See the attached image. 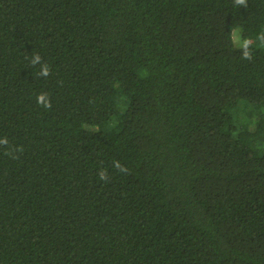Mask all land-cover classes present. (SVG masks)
I'll use <instances>...</instances> for the list:
<instances>
[{
	"label": "trees",
	"instance_id": "1",
	"mask_svg": "<svg viewBox=\"0 0 264 264\" xmlns=\"http://www.w3.org/2000/svg\"><path fill=\"white\" fill-rule=\"evenodd\" d=\"M261 33L264 0H0V264H264Z\"/></svg>",
	"mask_w": 264,
	"mask_h": 264
},
{
	"label": "clouds",
	"instance_id": "2",
	"mask_svg": "<svg viewBox=\"0 0 264 264\" xmlns=\"http://www.w3.org/2000/svg\"><path fill=\"white\" fill-rule=\"evenodd\" d=\"M234 4L236 6H244L247 7V0H234ZM230 39L234 47L238 48L242 51V58L245 60H251L253 58L252 53V44L253 41L250 38L243 37L241 34V29L238 26H233L231 29ZM257 41H259L260 46H264V33L259 34L256 37ZM30 63L35 66L37 64H40L41 71L40 76L47 77L51 74V68L47 63H42V57L39 53H34ZM37 103L42 105L44 108L51 109L52 103L51 99L49 97V94L46 92H41L37 96ZM9 141L5 138H0V146H8ZM17 151H23V148L19 149H12L11 151L6 152V155H9L12 158H17L13 155L14 152ZM113 167L114 169L119 170L120 173H127L129 170L126 166L122 165L119 160L113 161ZM99 179L101 181H104L105 183H108L110 180L108 170L107 169H101L98 173Z\"/></svg>",
	"mask_w": 264,
	"mask_h": 264
}]
</instances>
